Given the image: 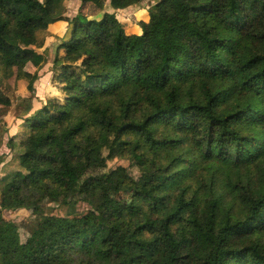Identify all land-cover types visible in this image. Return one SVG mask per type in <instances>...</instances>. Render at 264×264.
Instances as JSON below:
<instances>
[{
  "label": "trees",
  "instance_id": "1",
  "mask_svg": "<svg viewBox=\"0 0 264 264\" xmlns=\"http://www.w3.org/2000/svg\"><path fill=\"white\" fill-rule=\"evenodd\" d=\"M83 1L100 17L0 0V70L29 92L19 167L0 178V264H264V0ZM145 1L130 33L115 12ZM58 21L63 99L32 111L35 46ZM10 105L0 91V140ZM115 157L139 175L84 177ZM91 198L83 214L47 215L34 245L1 215Z\"/></svg>",
  "mask_w": 264,
  "mask_h": 264
},
{
  "label": "rangeland",
  "instance_id": "2",
  "mask_svg": "<svg viewBox=\"0 0 264 264\" xmlns=\"http://www.w3.org/2000/svg\"><path fill=\"white\" fill-rule=\"evenodd\" d=\"M150 3V1H145L139 6H133L130 8H126L122 11L117 10L116 17L117 19L124 25V27H127V22H130L132 27L140 31L141 25L144 22L141 18L137 19L136 13L137 10L141 7L147 6ZM83 4V5H82ZM80 6H82L80 8ZM83 12L85 15L88 16H95L100 17L101 11L98 10L96 7L93 6L92 3L89 1H83V0H68L66 5V15L71 17L74 14H76L78 11ZM107 11L112 12L113 10L108 7L106 8ZM130 18V19H129ZM134 19V20H133ZM124 22V23H123ZM125 27V28H126ZM133 29V30H134ZM48 36L47 32L45 31L44 34H42L43 39L45 40ZM57 41V40H55ZM50 43V42H49ZM48 43V44H49ZM47 44V45H48ZM57 42H54L52 44L48 45V48L45 50L46 54V62L42 65V67L38 70V78L34 82V95L31 100L32 105V111L35 109H38L41 105L46 103V101L50 99H63V93L60 91L61 84L59 83V74H60V65L53 63L54 61V54L57 50L56 48ZM59 49V48H58ZM1 69V68H0ZM7 70H0V91L9 98L11 101V105L7 108V112L3 114V116H11L13 117H21L24 115V102L22 101L23 98H27L29 96V92L25 88V85L20 81L16 80L12 82L11 84L7 81ZM9 75V74H8ZM31 111V112H32ZM21 129L24 131V129H27V126L23 123L21 124ZM19 139H23L24 132L19 133ZM17 154H14L11 157V162L16 161ZM9 156L8 147L2 146L0 148V159H5ZM9 160V159H8ZM3 161V162H4ZM10 164V163H9ZM8 166V169H10V165ZM15 165V169H18V164ZM1 166V165H0ZM117 166H124L127 168V172H129L133 176H138L139 172L136 170L135 167H130L129 162L127 159L123 157H115L107 162V166L105 168H94L88 166L85 171L83 172L84 177H87L88 175L92 174H98V175H104L108 171L116 168ZM13 170H10L8 175L12 174L14 172ZM112 195L116 197H122L123 199L129 201L131 199V194L129 191H127L125 188L121 186L114 187L112 190ZM98 202L97 198H91L90 202L86 200H77L75 204L73 205H54V204H46V208L43 211H38L35 209L32 210H10V211H2V218L4 220H10L17 224L18 226V232L20 241H28L32 245L36 243L35 239V231L39 229L38 223L42 221L47 215L54 214L57 216H76L85 213L88 211L92 206L96 205Z\"/></svg>",
  "mask_w": 264,
  "mask_h": 264
},
{
  "label": "crops",
  "instance_id": "3",
  "mask_svg": "<svg viewBox=\"0 0 264 264\" xmlns=\"http://www.w3.org/2000/svg\"><path fill=\"white\" fill-rule=\"evenodd\" d=\"M67 2H68V0H63V9H64L63 10V15L66 16V17H69V16H67L65 14L66 13L65 9H66ZM128 8H130V7H128ZM122 10H124V9H122ZM122 10H120V11H122ZM136 15L139 16V17H137V19L141 18L144 22H146L148 20V16H147L146 10L143 9L142 7L137 10ZM127 23H128L127 27L126 26L125 27L127 28V30L130 33H136V34H140L141 33V29H140V31H137V30H135L132 27V25H130L131 24L130 22H127ZM66 26H67V24L64 21H58V22H55V23L49 25L48 28L45 30L47 32V34H48V36L46 37L45 40L42 37V34H44L45 31H43V32H41L39 34V40L37 41V44L35 46L36 50L46 57V54H45L46 51L45 50L48 48V45L56 42L55 40H58V38H60L64 34V32L66 30ZM59 53L62 54V49L59 50ZM9 73H12V71H10ZM6 77H7V81L10 84L12 83V81L14 82L13 78L11 77V75L6 76ZM22 118H24V115L21 116V118L19 116L13 117V118H11L10 115H9V117L8 116H3V120L5 121L6 126H7V132H5L3 134V136H2V138L0 140V148L2 146L7 147L6 142H7L8 137H13V147L11 149L8 147L9 156H7L5 161L3 160L4 162L2 161L1 164H0L1 165L0 166V178H2L4 176H7L8 173L10 172V170L14 171L15 165H13V164H15V163L18 164V156H19V154H21L23 152V148L21 147V144H20L22 139H19V136H20L19 133L24 132L23 137L25 138L26 135H27L28 130L24 129V131H23L21 129V127H22L21 124H23V123L25 124V122H24V120ZM14 154H17L16 155L17 156L16 161L15 162H11L10 161L11 157ZM8 164L11 166L10 169H8V166H7ZM19 210L21 211L23 209H19ZM1 215H2V213H1Z\"/></svg>",
  "mask_w": 264,
  "mask_h": 264
}]
</instances>
